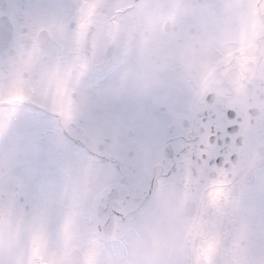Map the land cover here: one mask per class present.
Listing matches in <instances>:
<instances>
[{
	"label": "snow or ice",
	"instance_id": "obj_1",
	"mask_svg": "<svg viewBox=\"0 0 264 264\" xmlns=\"http://www.w3.org/2000/svg\"><path fill=\"white\" fill-rule=\"evenodd\" d=\"M0 264H264V0H0Z\"/></svg>",
	"mask_w": 264,
	"mask_h": 264
}]
</instances>
